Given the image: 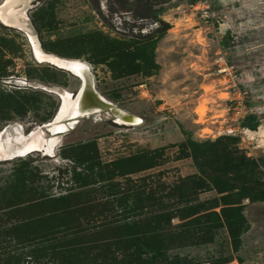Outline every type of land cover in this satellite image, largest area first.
Listing matches in <instances>:
<instances>
[{
    "label": "rangeland",
    "instance_id": "1",
    "mask_svg": "<svg viewBox=\"0 0 264 264\" xmlns=\"http://www.w3.org/2000/svg\"><path fill=\"white\" fill-rule=\"evenodd\" d=\"M149 1L170 27L163 35H147L157 25L134 16L133 0H32L20 18L23 27L0 23V90L30 105L3 119L0 114L5 154L22 148L32 133L48 140L42 127L61 101L51 92L71 94L79 86L68 72L36 62L33 45L82 60L96 92L141 119L130 127L114 123L108 113L90 115L60 136L53 156L39 152L0 160V264H54L31 240L35 224L81 221L73 211L94 205H129L130 189L145 185V192L158 182L164 187L153 196L165 209L180 205L218 214L241 206L248 225L242 233L244 224L229 229L220 218L221 225L198 244L167 252L173 264H264V198L251 201L237 190L214 189L221 175L208 170L211 159L202 154L209 147L191 152L182 146L187 138L225 144L255 164V180L264 191V0ZM222 37L227 48L218 45ZM218 57L232 66L243 93L238 120L229 100L235 95L217 74ZM251 114L259 121L256 131L241 132V119ZM127 157L137 162L129 171H139L108 172L106 165ZM197 167L203 186H187L180 199L170 196L168 187L180 179L200 177ZM141 205L153 203L147 197ZM143 213L154 214L148 208Z\"/></svg>",
    "mask_w": 264,
    "mask_h": 264
},
{
    "label": "trees",
    "instance_id": "2",
    "mask_svg": "<svg viewBox=\"0 0 264 264\" xmlns=\"http://www.w3.org/2000/svg\"><path fill=\"white\" fill-rule=\"evenodd\" d=\"M133 4L137 11L135 17L152 20L157 25L147 35H163L170 28L168 23L158 18L152 1L133 0ZM227 42V38L222 37L218 45L227 48ZM9 97H11L9 92L0 90L1 119L5 118L10 110L18 112L30 106L27 102H17ZM258 125V119L252 114L245 115L239 123V127L249 131H256ZM180 132L184 135L183 131ZM223 141L231 143L227 139ZM182 146L189 148L191 152H198L200 147H209L203 151L202 156L211 159L208 161V170L221 175L218 181H213L214 189L223 188L220 192L237 190L241 196L250 198L251 201L263 200L264 191L258 188L263 184L255 180L256 166L252 161L245 159L235 150H228L225 144L218 147L215 142H195L187 138ZM192 158L195 161L196 157ZM136 163V158L127 157L106 166L108 172L115 171L117 176H122L124 173L139 171H129L131 169L128 166ZM122 168H126V171ZM197 169L200 177L180 179L172 188L168 187L172 191L169 195L180 199L187 186H203L202 171L198 167ZM229 181L239 183V188L232 187L233 183ZM251 184L254 187L250 186ZM21 186L25 185L22 183ZM134 187L130 189L132 197L129 205L127 202H123V205H94L81 208L79 212L73 211L77 217L82 218L81 221L56 223L48 220L47 223L35 224L31 239L33 244L37 250L47 253L54 264H173L175 262L171 260L175 258L168 259L167 252L174 247L181 248L186 243L198 244L196 240H201L209 234L210 229L221 225L220 218L228 220L226 223L229 229L239 224H244L242 233L247 229L248 225L241 214V206L221 208L218 214L180 205L165 209L167 205H158L160 202L153 196L156 189L164 187L163 183L149 185L145 192L143 191L145 185ZM147 197L153 205H141V201ZM147 208L152 209L154 214L143 213ZM97 217L101 219L95 224L91 219ZM173 218L179 223L171 225L170 221ZM204 221H213L214 224L206 226Z\"/></svg>",
    "mask_w": 264,
    "mask_h": 264
},
{
    "label": "bare ground",
    "instance_id": "3",
    "mask_svg": "<svg viewBox=\"0 0 264 264\" xmlns=\"http://www.w3.org/2000/svg\"><path fill=\"white\" fill-rule=\"evenodd\" d=\"M2 1V0H1ZM32 0H4L0 3V23L8 28H21L25 19V13L30 7ZM21 18V19H20ZM32 56L38 63H48L57 69L68 72L74 77L82 79L83 85L75 98L64 91L58 92L61 96L58 112L51 122L43 125L48 131L50 138L46 140L41 134H31L22 148L14 150L7 155L3 152L0 142V160L22 157L33 153H42L45 156H53L54 147L60 143L61 135L67 133L75 125L77 119L86 118L98 113H108L114 123L123 126H139L141 119L132 113L114 105L109 100L100 96L91 85L90 75L87 66L76 59L59 58L47 54L33 45ZM67 61V62H66ZM69 62V63H68ZM72 68H69L70 66ZM87 79H85V78ZM87 81V83H86ZM77 124V123H76ZM70 127V129H68ZM46 131V132H47ZM244 131V129H243ZM242 131V132H243ZM246 132H251L246 130ZM48 138V137H47ZM1 139V138H0Z\"/></svg>",
    "mask_w": 264,
    "mask_h": 264
},
{
    "label": "built area",
    "instance_id": "4",
    "mask_svg": "<svg viewBox=\"0 0 264 264\" xmlns=\"http://www.w3.org/2000/svg\"><path fill=\"white\" fill-rule=\"evenodd\" d=\"M215 62L218 67L217 74L221 75L222 79H226V84H227L226 88L232 91L233 95H235V98L233 99L231 98L229 100L233 101V104H234V107L232 108L233 115H234L235 120H238L241 118V114L244 111V108L241 104L243 93L239 91L236 87L237 79H236L234 71L232 70V66L227 65L224 59H222L221 57H218ZM242 131L243 129L241 128V132ZM231 132L232 130H227L225 134H231Z\"/></svg>",
    "mask_w": 264,
    "mask_h": 264
},
{
    "label": "water",
    "instance_id": "5",
    "mask_svg": "<svg viewBox=\"0 0 264 264\" xmlns=\"http://www.w3.org/2000/svg\"><path fill=\"white\" fill-rule=\"evenodd\" d=\"M0 1H1V0H0ZM66 62H67V61H66ZM68 63H69V62H68ZM69 66H70V65H69ZM69 68H72V67L70 66ZM75 78L78 79V81H79V86H78V88L76 89V91H75L74 93H71L72 99L75 98L76 94L79 92L80 88H81L82 85H83V82H82V79H81V78H78V77H75ZM84 78H85V77H84ZM85 79H86V78H85ZM86 80H87V79H86ZM86 83H87V81H86ZM51 93H53L58 99H60V95H59V94H57V93H55V92H51ZM58 108H59V102H58V104H57V106H56V109L54 110L53 115H52L53 118L55 117L56 113L58 112ZM53 118H52V119H53ZM46 123H47V122H46ZM42 128H46V127H42ZM68 129H70V127H68Z\"/></svg>",
    "mask_w": 264,
    "mask_h": 264
},
{
    "label": "crops",
    "instance_id": "6",
    "mask_svg": "<svg viewBox=\"0 0 264 264\" xmlns=\"http://www.w3.org/2000/svg\"><path fill=\"white\" fill-rule=\"evenodd\" d=\"M180 140H182V136H179L178 137V141H180ZM253 227H251V229H252Z\"/></svg>",
    "mask_w": 264,
    "mask_h": 264
}]
</instances>
